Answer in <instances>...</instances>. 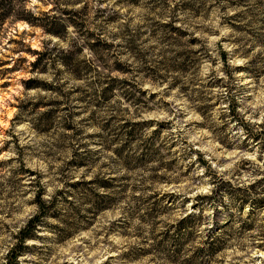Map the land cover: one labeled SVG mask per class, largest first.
<instances>
[{
    "label": "rangeland",
    "instance_id": "1",
    "mask_svg": "<svg viewBox=\"0 0 264 264\" xmlns=\"http://www.w3.org/2000/svg\"><path fill=\"white\" fill-rule=\"evenodd\" d=\"M15 5L0 264H264V0Z\"/></svg>",
    "mask_w": 264,
    "mask_h": 264
},
{
    "label": "trees",
    "instance_id": "2",
    "mask_svg": "<svg viewBox=\"0 0 264 264\" xmlns=\"http://www.w3.org/2000/svg\"><path fill=\"white\" fill-rule=\"evenodd\" d=\"M16 1H23V0H0V24L7 18V16L9 15L10 17H13L14 14H17V17H22L23 15H20L22 12L21 11H17L15 9V7H17L15 5ZM23 7V5H22ZM24 10V9H23ZM32 18V19H30ZM25 20L29 21L30 23L33 21V16H28V17H24ZM38 216L35 217V219L31 220L29 222L30 227L32 226H36V220H38Z\"/></svg>",
    "mask_w": 264,
    "mask_h": 264
}]
</instances>
